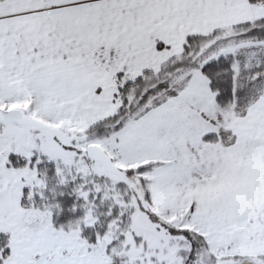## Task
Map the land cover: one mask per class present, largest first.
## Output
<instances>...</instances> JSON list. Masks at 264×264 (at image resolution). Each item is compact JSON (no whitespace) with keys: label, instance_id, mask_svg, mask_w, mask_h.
Wrapping results in <instances>:
<instances>
[{"label":"snow or ice","instance_id":"1","mask_svg":"<svg viewBox=\"0 0 264 264\" xmlns=\"http://www.w3.org/2000/svg\"><path fill=\"white\" fill-rule=\"evenodd\" d=\"M264 0H0V264H264Z\"/></svg>","mask_w":264,"mask_h":264},{"label":"crops","instance_id":"2","mask_svg":"<svg viewBox=\"0 0 264 264\" xmlns=\"http://www.w3.org/2000/svg\"><path fill=\"white\" fill-rule=\"evenodd\" d=\"M264 165V157L258 161L241 162L237 164L232 174L219 184L210 187L201 195L207 199H220L246 190L251 182L254 172L259 166Z\"/></svg>","mask_w":264,"mask_h":264}]
</instances>
